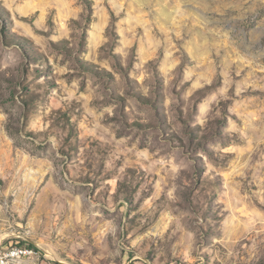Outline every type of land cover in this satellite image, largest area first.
Wrapping results in <instances>:
<instances>
[{"label": "rangeland", "instance_id": "374dc122", "mask_svg": "<svg viewBox=\"0 0 264 264\" xmlns=\"http://www.w3.org/2000/svg\"><path fill=\"white\" fill-rule=\"evenodd\" d=\"M1 240L264 264V0H0Z\"/></svg>", "mask_w": 264, "mask_h": 264}, {"label": "built area", "instance_id": "2783aa9c", "mask_svg": "<svg viewBox=\"0 0 264 264\" xmlns=\"http://www.w3.org/2000/svg\"><path fill=\"white\" fill-rule=\"evenodd\" d=\"M1 255L0 264H18L15 261V253H25L28 257L35 255V249L27 244H20L19 241L5 243L0 241Z\"/></svg>", "mask_w": 264, "mask_h": 264}, {"label": "bare ground", "instance_id": "6f19581e", "mask_svg": "<svg viewBox=\"0 0 264 264\" xmlns=\"http://www.w3.org/2000/svg\"><path fill=\"white\" fill-rule=\"evenodd\" d=\"M0 255H1V248H0ZM29 258H31V257H28V255H26L25 253H15V261L18 264H25V262Z\"/></svg>", "mask_w": 264, "mask_h": 264}, {"label": "trees", "instance_id": "16d2710c", "mask_svg": "<svg viewBox=\"0 0 264 264\" xmlns=\"http://www.w3.org/2000/svg\"><path fill=\"white\" fill-rule=\"evenodd\" d=\"M19 242H20V241H19ZM20 244H27V245H29L30 247H33V248H34L33 245H30V244H28V243H21V242H20Z\"/></svg>", "mask_w": 264, "mask_h": 264}]
</instances>
